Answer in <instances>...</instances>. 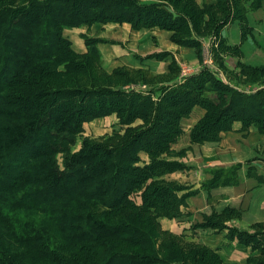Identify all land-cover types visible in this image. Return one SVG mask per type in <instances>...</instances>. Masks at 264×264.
<instances>
[{
	"label": "trees",
	"instance_id": "obj_1",
	"mask_svg": "<svg viewBox=\"0 0 264 264\" xmlns=\"http://www.w3.org/2000/svg\"><path fill=\"white\" fill-rule=\"evenodd\" d=\"M139 1L0 0L1 221H4L5 211L25 208L56 221L67 233L73 230V241L77 244L95 245L119 239L150 246L152 238L149 231L127 219L118 224L105 221L93 207L108 209V212L126 208L135 210L128 197L157 174V161L164 162L165 170L161 173L178 167L176 163L158 156L167 151L170 143L182 132V119L196 105L205 109L206 115L191 131L194 142L217 140L219 134L230 130L235 121L240 122L241 129L254 128L264 134V89L248 93L230 88L220 78L212 79L208 67L187 76L183 83L154 101L145 94L108 85L90 83L72 88L70 85L52 84L50 77L88 70L89 61L96 67L99 65L97 48L90 41L97 43L96 39H86L87 54H78L63 36L64 28L90 26L96 22H127L135 29L167 26L169 18L164 9L159 5L146 7ZM249 1L248 10L259 8L264 0ZM225 3L230 10L229 0ZM239 9L242 36H245L249 30L244 3ZM184 16L187 18L181 13L177 18L182 17L186 22ZM77 58L89 61L78 62ZM209 80H213L219 90L228 89L233 94L221 96L217 93L212 96L213 101L203 98L202 93L211 82ZM24 84H32L34 88L22 90ZM164 87L158 89L164 90ZM112 114L123 125L142 120V127L137 130L129 127L124 136L116 134V146L84 139L79 151H70L85 122ZM139 152L149 155V166H136L140 160ZM61 153L63 169L58 167L56 160V155ZM240 166L237 163L220 168L215 176L218 183L236 184ZM170 190L149 185L142 192V206L138 212L149 218L171 215L170 212L179 204H175ZM58 225L47 228L42 224V236L39 234L40 226L33 229V236L14 231L11 226L10 232L6 231L7 237L1 233L5 238L0 237V264H30L13 251L14 247L32 251L38 262L59 264L57 253L48 247L46 249L47 243L52 241L49 231ZM237 232L244 235L242 230L237 229ZM238 242L248 243L241 238ZM182 252L177 249L175 254L178 258L164 259V262L194 264L202 259L203 252L187 255ZM112 256L108 264L143 263L142 257H121L115 253ZM213 257L219 259L215 254ZM144 262L150 264L149 259Z\"/></svg>",
	"mask_w": 264,
	"mask_h": 264
},
{
	"label": "rangeland",
	"instance_id": "obj_2",
	"mask_svg": "<svg viewBox=\"0 0 264 264\" xmlns=\"http://www.w3.org/2000/svg\"><path fill=\"white\" fill-rule=\"evenodd\" d=\"M225 1L140 0V4L146 7H158L159 5L164 9L165 15L169 18L166 25L170 27L166 26L167 28H163L153 25L142 29H135L127 22H96L107 25L101 29L98 28L90 31V35L88 27L91 25L79 26L83 28L79 34H81L80 37L84 41V52H77L72 47L70 39L63 34L64 29L74 27L64 28L62 30L63 36L70 41L71 48L78 54H87L86 39H96L97 43L92 42L93 40L90 41L97 48L99 65L96 67L89 60L77 58L78 62H90L88 70L50 77L53 82L52 84L70 85L72 88L86 84L90 85V83L102 86L108 85L125 91L145 94V96H149L154 101L160 98L166 91L183 83L186 77L189 76L188 74L199 68H207L208 64L206 65V63L209 62L214 66L209 69L211 74L209 76L215 79L222 71L227 80L221 77L220 81H223L230 88L236 87L238 90L241 89L239 91L264 89V11L259 10L263 6L264 1L259 8L248 10L249 5H251L249 0H229V6H231L233 11L226 7ZM241 3H244L243 11H246L245 21H249L248 14L255 11L256 20L254 26L256 35L253 37L257 40L255 44L254 41H252L253 44L243 43V37L245 36L241 35L240 40L237 42L238 44L232 42L230 40L231 36L235 34L234 37H236L237 33L232 34L228 42L223 37L227 27L230 25L238 24L239 30L242 32V20L239 17ZM166 6H168L167 9ZM181 13L187 16V18L184 16L186 22H183L182 17L177 18L178 14ZM219 23L220 25L216 27V24ZM111 24H119V26ZM248 24L247 30L252 35V28H249L250 25L248 26ZM178 25L180 26L178 27ZM97 35H105L107 38L96 37ZM258 41L260 45H258ZM100 44L107 45V53H104L103 57L99 49ZM232 49L236 50L234 55H232ZM243 51L247 53L245 57ZM221 52H223V56ZM133 58L145 61L154 59L158 63L154 64L146 61L141 66L138 64L136 67H132L129 65H136L133 63L135 61ZM104 65H108V69L115 65L119 66L108 70ZM174 79H177L176 82ZM212 81L206 85V91L202 93L203 98L213 101L212 96L217 93L221 96H231L233 94L228 89L219 90ZM161 82H163L162 86H165L164 88L166 89L150 88ZM33 88L32 84H24L21 87L22 90L26 91ZM214 102L216 101L214 100ZM196 108H198L199 114L193 113ZM200 113H202L201 116ZM113 115L85 122L82 131L76 136V142L71 146L70 151L72 153L79 151L81 142L84 139L108 145L112 143L111 146H116L118 145L117 138L115 137L116 134L123 135L127 133L129 127L135 128L134 130L142 127V120L136 119L129 125H123L116 115H114L115 119L108 118ZM191 115L195 118L196 116H200L195 123L193 122L195 125L206 115V110L196 105L184 118H190ZM235 123L240 122L235 121L232 127ZM194 125H191L189 122L186 128L181 121L182 132L170 143L168 150L158 156L161 159L176 163L178 167L161 173L160 171L165 170L164 162L157 161V174L146 180L139 187V190L137 189L129 195L128 200L135 210L126 208L117 212H108V209L93 207L94 212L99 211L100 216L105 221L118 224L122 219H127L130 223L139 225V228L149 231L152 238L150 239V246L119 239H110L95 245L77 244L73 241V230L67 233L62 230L61 225H58L56 221L53 222L52 219L35 212L32 213L29 209L25 208L5 211L4 221L0 220V237L3 236L1 233H5L7 237L9 235L7 232H10L11 226L14 231L25 232L29 236H33L32 234L35 233L33 229L35 227L40 226L38 229L39 234H41L43 231L42 224L45 227L47 226V228L56 224L59 227L49 231L52 241L50 240L47 243L48 246H45L46 249L48 247L50 251L54 250L57 253L59 264H102L103 261H105L103 264H108L114 253L121 257L136 259L142 257L143 263L149 259L150 264H166L164 259L170 261V259L178 258L175 254L177 249L184 251L182 252L184 255H187V253L197 254V251L203 252L204 254L201 253L202 259L196 260L194 264H205V261L206 264H217L214 259L223 264H264V247H262L264 246V208L261 209L264 190H255L256 186L254 188L253 186L256 182L251 181L250 184L252 186L250 189L247 192H244V190L234 191L231 194L232 200L228 198L227 194L220 193L217 197L216 195L214 196L213 191L216 188L229 185L234 186L239 183L238 171L240 168L237 170L238 182L236 184H219L215 176L220 168L225 167H218L212 165V163H219V159L215 154L221 152V150L215 146L207 150L205 144L218 143L220 135L225 132H221L219 138L215 141L197 143L191 138V131ZM232 129L226 132L232 131ZM248 129L239 128L240 131H247ZM255 131L259 135L264 136V134L259 133L257 130ZM235 135L237 143L233 144L236 146L241 141L243 142L244 138H241L237 134ZM247 144L254 151L253 156H264V139H249L247 140ZM217 146L219 145L217 144ZM235 153L229 152L226 154V157L232 158L234 161L243 160L252 155V153ZM139 158L140 160L136 166L144 168L150 165L151 160L147 153L139 152ZM56 160L58 167L63 169V154H57ZM250 173L252 174V172ZM181 174L186 177L183 182L171 178L172 175ZM260 182H264V179H261ZM152 184L171 189L175 204H179L170 212L172 213L171 215H158L149 218L143 213L138 212L142 206V192L144 193L145 189ZM190 198L195 200L196 205L193 207L189 204ZM198 201L201 204L204 203V205L198 206ZM165 220L173 221L177 224L169 228L163 223ZM234 224L244 228L240 229L238 228L239 226L237 227ZM68 225H65V227L69 229ZM237 229L244 231V235H240ZM2 238L5 237L3 236ZM224 238L230 242L244 246V250L237 249L235 245H229L231 243L224 240ZM238 238L247 241V245L239 243ZM208 240L212 242L209 243ZM220 249H225L228 252V256L220 253ZM25 250L27 249L23 247L13 248V251L19 256H23V259L29 261L30 264H46L43 261L38 262L32 251ZM213 254L217 255L219 259L213 257ZM100 256L101 259H99ZM250 257L253 258L252 261L249 260ZM228 259L229 261H227ZM143 263L141 262V264Z\"/></svg>",
	"mask_w": 264,
	"mask_h": 264
},
{
	"label": "crops",
	"instance_id": "obj_3",
	"mask_svg": "<svg viewBox=\"0 0 264 264\" xmlns=\"http://www.w3.org/2000/svg\"><path fill=\"white\" fill-rule=\"evenodd\" d=\"M259 10H263L264 11V4L261 7V9H259ZM254 12H250L248 14L249 21H247V23H249L248 26L250 25L249 28L250 27L252 28L251 29L252 35L250 34V32H248V34H246L245 37H243L244 38L243 39V43L247 42V43L253 44L252 41H254V44H255V42L257 41L255 38H253L256 35L255 34L256 30H255V26H254V23H255L256 19H255ZM105 25H107V24L94 23L90 27H88V29H89L88 32L90 34V31L96 30L98 28L101 29L103 26L105 27ZM111 25L119 26V24H111ZM235 25L228 26L227 29H226V32L224 31L225 33H224L223 37L226 38L227 42H228L230 36L232 34H234V33H237V35H236V37H234L235 34L233 36H231L230 40L232 42L237 43L240 40V35L242 36V32H240L238 24H235ZM82 29L83 28H81V27H74V28L64 29V31H63L64 36H66V37H68L70 39L72 47L77 52H84L85 51L83 38L80 37L81 34H79ZM253 33H254V35H253ZM263 34H264V32H263ZM96 37L107 38V36H105V35H97ZM245 39H246V41H244ZM258 45H260L259 41H258ZM261 47H262V45H261ZM263 47H264V45H263ZM99 49H100V52H101L102 57H103L104 53H107V45L100 44ZM222 53L223 52H221V55L223 56L224 54H222ZM235 53H236V50L233 49L232 55H234ZM243 55L245 57L247 55V53L245 51H243ZM226 56H228V55H226ZM146 59H148V58H146ZM134 60L135 61L133 63L136 64L135 66H133L132 64H130V65L128 64V65L132 66V67H136L139 64V66H141L146 61L149 62V63H154V64L158 63V62H155L154 59H150V60H146V61L145 60H139V59H134ZM162 62H165V61H162ZM206 65H207L208 68L214 67L209 62H207ZM107 66L108 65H104L105 68H107ZM116 66H119V65H115L114 67H116ZM114 67L112 66V68H114ZM112 68H110V69L107 68V69L111 70ZM199 70H200V68L198 70L188 74V75L197 73ZM220 71H218V72H220ZM218 77L219 78L224 77L225 80H227V78L225 77V75H224V73L222 71L219 73ZM174 80L176 82L177 79H174ZM162 85H163V82H161V83H159V84H157L155 86H152L150 88L158 89L159 87H162ZM239 90H241V89H239ZM243 91L249 93V92H254L255 89L254 90H250V91H246V90H243ZM197 109L198 108H196L194 110V112H193L194 114H199V111ZM193 113H192V115H193ZM192 115L190 116V118H184V120H182V124H184L186 126V128H187V125L189 124V122H190L191 125H194V123L196 122L197 118H199L202 115V113H200V116H198V117L196 116V118L194 116H192ZM108 118L115 119V116L113 115V116H110ZM194 119H195V121H194ZM232 128H233L232 131L225 132V133H222L220 135V140L218 141V143L211 144V145L208 142H207L208 144L204 143L206 145L207 150L208 149L210 150V147H212V146H215V147H217V149L221 150V152H218L217 154H215L216 157L219 159V163H212V165H215V166H218V167L228 168V167H230V166H232L234 164H237V163L241 164V166L239 167L240 169L238 171L239 183L237 185H234V186H230L229 185V186H226V187H218V188H216V190L213 191L214 196L216 195V197H217L218 194H220V193L227 194V196H228V198H230V200H232L231 194L234 191H236V190L237 191L238 190H244V192H247V190H249L250 187L252 186L250 184L251 181H254V183L256 182L255 185L253 186V188L256 186L255 190H264V182H260L261 179H264V156H253L254 155V151H252V148L249 146V144H247V140H249V139L260 140V139H264V136L261 135V134L259 135L255 131V129H253V128H250L247 131H240L239 130L240 123H235ZM235 134L239 135L241 138H244V141L243 142L241 141L236 146L233 144V143H235V144L237 143ZM217 144L219 146H217ZM205 145H203V146L205 147ZM222 149H224V150H222ZM229 152H236L235 154H237V153L241 154V152H242V154L243 153L244 154L252 153V155H250L249 157H247V158H245L243 160H234L233 161L232 158L229 159L228 157H226V154H228ZM254 159H256V160H254ZM247 160H250V161H247ZM250 172H252V174ZM171 178H174V179L178 180L179 182H183V181H185L186 177L181 174V175H172ZM197 203H198V206L204 205V203L201 204L199 201ZM189 204H190L191 207L195 206L196 205L195 204V200H193V198H190ZM262 208H264V199L261 202V209ZM163 223H165L166 226L169 227V228L170 227H174L175 226L174 224H177V223H175L173 221H169V220H165ZM234 225L237 226V227L239 226L238 228H240V229L244 228L242 226L240 227V225H236V224H234ZM224 240L228 241L226 238H224ZM208 242L211 243L212 241L208 240ZM228 242L231 243L229 245H235V247L237 249L239 248L241 250H244V248H245L244 246H241V245H239V244H237L235 242H230V241H228ZM217 247H216V249H217ZM219 252L222 253L225 256H228V252H226L225 249H220ZM227 261H229V259Z\"/></svg>",
	"mask_w": 264,
	"mask_h": 264
}]
</instances>
